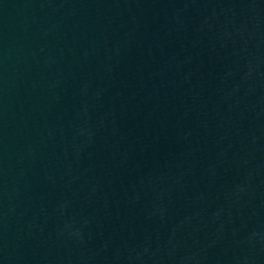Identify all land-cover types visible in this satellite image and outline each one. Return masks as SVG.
<instances>
[{
  "label": "water",
  "instance_id": "water-1",
  "mask_svg": "<svg viewBox=\"0 0 264 264\" xmlns=\"http://www.w3.org/2000/svg\"><path fill=\"white\" fill-rule=\"evenodd\" d=\"M0 264H264V0H0Z\"/></svg>",
  "mask_w": 264,
  "mask_h": 264
}]
</instances>
